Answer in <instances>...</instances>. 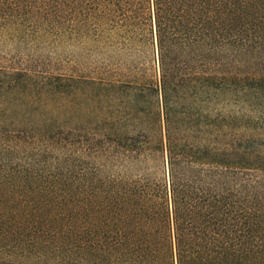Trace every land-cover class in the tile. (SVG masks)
I'll list each match as a JSON object with an SVG mask.
<instances>
[{
    "label": "trees",
    "instance_id": "16d2710c",
    "mask_svg": "<svg viewBox=\"0 0 264 264\" xmlns=\"http://www.w3.org/2000/svg\"><path fill=\"white\" fill-rule=\"evenodd\" d=\"M3 41L82 65L0 66V264H264V0H0Z\"/></svg>",
    "mask_w": 264,
    "mask_h": 264
},
{
    "label": "rangeland",
    "instance_id": "374dc122",
    "mask_svg": "<svg viewBox=\"0 0 264 264\" xmlns=\"http://www.w3.org/2000/svg\"><path fill=\"white\" fill-rule=\"evenodd\" d=\"M55 45H42L41 48L33 47L32 45H18L11 42H0V66L6 65L9 59H27L28 56H35L39 62L42 60L47 62V71L49 73L59 75L64 78L62 83L66 89L70 92L75 89L68 85L72 82H68L69 78H77L81 75L79 70L80 65H82V55L80 49H73L71 47L65 46L64 43L58 42ZM29 47V48H27ZM82 98L80 95L73 97L69 96V110L67 113L68 125L72 128L80 127V119L82 117V112L80 111V105Z\"/></svg>",
    "mask_w": 264,
    "mask_h": 264
}]
</instances>
